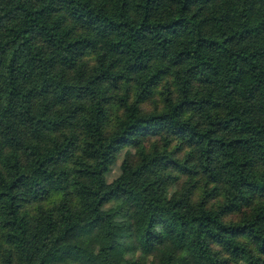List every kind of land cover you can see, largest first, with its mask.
<instances>
[{"label":"trees","instance_id":"obj_1","mask_svg":"<svg viewBox=\"0 0 264 264\" xmlns=\"http://www.w3.org/2000/svg\"><path fill=\"white\" fill-rule=\"evenodd\" d=\"M0 264H264V0H0Z\"/></svg>","mask_w":264,"mask_h":264},{"label":"rangeland","instance_id":"obj_2","mask_svg":"<svg viewBox=\"0 0 264 264\" xmlns=\"http://www.w3.org/2000/svg\"><path fill=\"white\" fill-rule=\"evenodd\" d=\"M141 141H142V144L148 145L151 141V138L150 137H143Z\"/></svg>","mask_w":264,"mask_h":264}]
</instances>
